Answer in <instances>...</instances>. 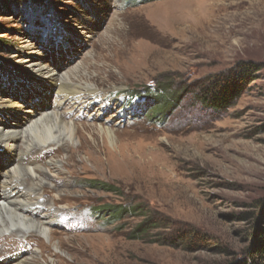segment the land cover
<instances>
[{
	"label": "rangeland",
	"instance_id": "1",
	"mask_svg": "<svg viewBox=\"0 0 264 264\" xmlns=\"http://www.w3.org/2000/svg\"><path fill=\"white\" fill-rule=\"evenodd\" d=\"M25 3L0 0V102L51 109L58 95L26 68L30 56L97 93L62 114L71 140L56 125L62 142L26 156L57 172L39 197L58 215L51 239L4 232L0 261L23 253L35 264H225L251 251L264 230V0ZM237 67L253 72L231 108L195 103L201 82ZM24 148L16 142L17 176L26 175ZM102 206L124 214L114 222L90 212Z\"/></svg>",
	"mask_w": 264,
	"mask_h": 264
},
{
	"label": "bare ground",
	"instance_id": "2",
	"mask_svg": "<svg viewBox=\"0 0 264 264\" xmlns=\"http://www.w3.org/2000/svg\"><path fill=\"white\" fill-rule=\"evenodd\" d=\"M78 34L80 35L81 33L79 32ZM25 64L26 68L32 71L36 77H39L45 85L49 84V86H46L47 90H56L58 98L49 111H42L39 114L38 111L34 110L35 108H26L24 104L22 106L12 101L0 102V116L7 123L5 126L0 125V149L5 150L4 152L10 158L8 167L0 166V213L3 212L6 216V218H3L0 215V235L7 232L9 233V238L14 236L12 238L17 240L24 239L23 241L31 235H38L50 240L51 235L48 233V228L52 226V221L58 219V215L51 210L52 207L49 208V205L45 204L43 199L39 197L43 195L44 186H50V183H48L50 182L49 179L56 177L53 174L57 172L51 171L53 168L49 169L50 167L46 171L41 170L36 161L32 159L25 161L26 156L28 155L27 157H29L32 153H42L46 149L62 142L60 140L55 141L52 129L56 125L62 124L59 126L65 132L67 139L71 140L74 136L75 127L72 122L65 121L62 114L70 107H73L74 102L83 103L86 94L94 95V93H97V89L84 82V84H81V82L73 83L69 81V75L62 74L63 76L59 77V74L42 63L41 59L30 56L25 61ZM59 108H62V110H59ZM10 117L15 119V128H12L11 123L6 121ZM34 117L37 119L34 120ZM43 119L49 121L45 122ZM22 123L24 125L28 124L26 127L28 129L18 134L15 129L22 127ZM38 123L44 124L37 126L39 125ZM30 137L34 140L30 139ZM18 141L25 147V152L23 151L24 153L18 157V163H21L19 164V169L22 168L25 171V177L21 174L17 176V171L19 170L14 166V161L16 160L14 159V152ZM73 150L74 148L70 149L71 152H74ZM50 164L53 165V162H50ZM25 186L28 190L25 189ZM41 211L46 212L40 215ZM25 243H28V241L26 240ZM3 257L6 258V261H0V264L36 263L34 255L24 258L23 253H15L2 255Z\"/></svg>",
	"mask_w": 264,
	"mask_h": 264
},
{
	"label": "trees",
	"instance_id": "3",
	"mask_svg": "<svg viewBox=\"0 0 264 264\" xmlns=\"http://www.w3.org/2000/svg\"><path fill=\"white\" fill-rule=\"evenodd\" d=\"M19 3H27L30 4H37L42 5L47 0H14ZM141 2H148V1H155V0H137ZM26 5V3L24 4ZM28 13V12H27ZM239 67V65H238ZM233 68L229 71L228 74L224 76H210L200 83L197 86L196 90L193 91L192 97L196 104L200 105L203 109L212 110L215 112H224L227 109L231 108L235 102L242 96L244 93V84L243 79L252 75L253 70L241 71L238 72L239 68ZM247 67L252 68L255 70V67H252L250 63H247ZM159 94H165L164 90H159ZM152 94V92H150ZM173 106L177 104V101H174L172 98ZM174 102V103H173ZM172 108V106L170 107ZM150 110V109H149ZM148 110V111H149ZM162 113V111L160 112ZM160 113H157V115ZM151 119V118H149ZM89 186L91 188H100L105 192L108 193H117V189L114 185L108 183H100L97 181H90ZM101 211H95L94 209H90V212H94L95 214H102L105 212H109L112 216L109 217L110 221H116L121 216H123V212H120L122 209L121 207H109V206H102ZM105 208V209H104ZM107 208V209H106ZM109 216V215H108ZM118 218V219H117ZM145 229H142L141 232H145ZM255 244V243H254ZM225 264H264V230L260 232L257 244L254 245L251 251L244 253L243 255L225 263Z\"/></svg>",
	"mask_w": 264,
	"mask_h": 264
}]
</instances>
